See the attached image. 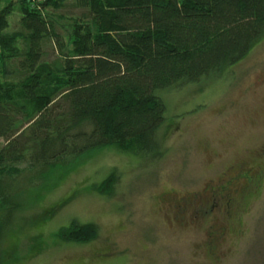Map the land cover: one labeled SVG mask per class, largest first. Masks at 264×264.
Wrapping results in <instances>:
<instances>
[{
  "label": "rangeland",
  "instance_id": "1",
  "mask_svg": "<svg viewBox=\"0 0 264 264\" xmlns=\"http://www.w3.org/2000/svg\"><path fill=\"white\" fill-rule=\"evenodd\" d=\"M59 1L61 9H36L68 44L82 10L75 0ZM24 6L23 0L0 1L7 21L0 31L2 55L25 44ZM46 54L43 85L56 89L64 66L57 52ZM5 79L21 78L7 72ZM163 98L161 155L132 145L103 148L41 190L24 169L5 177L0 264H264V181L255 193L232 188L238 203L228 211L217 196H227L221 187L229 177L264 175V38L221 76ZM107 177L114 182L112 194L104 187ZM203 206L213 210L204 215ZM78 222L96 227L90 241L58 236Z\"/></svg>",
  "mask_w": 264,
  "mask_h": 264
},
{
  "label": "trees",
  "instance_id": "2",
  "mask_svg": "<svg viewBox=\"0 0 264 264\" xmlns=\"http://www.w3.org/2000/svg\"><path fill=\"white\" fill-rule=\"evenodd\" d=\"M34 1L23 0L24 46L0 54V197L5 177L19 169L41 190L103 148L132 145L161 155L163 94L221 76L264 38V0H75L82 12L69 47L36 9H61L63 2ZM49 50L64 66L56 89L42 81ZM7 72L21 79L7 81ZM111 177L102 184L112 194ZM203 207L204 215L213 210ZM95 230L78 222L58 236L85 243Z\"/></svg>",
  "mask_w": 264,
  "mask_h": 264
},
{
  "label": "flooded vegetation",
  "instance_id": "3",
  "mask_svg": "<svg viewBox=\"0 0 264 264\" xmlns=\"http://www.w3.org/2000/svg\"><path fill=\"white\" fill-rule=\"evenodd\" d=\"M241 174H242L241 177H239V175H237L236 177H234V176L229 177V181L226 183L227 185L224 184L221 187V190L225 191L227 196L224 197V194L223 193L221 194V192H219L217 194V196L218 197L220 196L219 198L224 202L223 206L225 207L226 210H230V208L235 206V205L232 206V204L238 203V200H236L237 198H233L234 193L237 191H233L234 193L232 194V188H234L238 185L239 187L237 189H239V190L245 189L248 192L247 194H249V193H252L253 190L256 191L258 189V187L260 186V184H262V182L264 181V175L262 177H260V179H258L259 176L257 178H254L253 175L252 176L247 175L248 174L247 171H246L245 176H244V174H245L244 172H241ZM239 179H242L243 181H247V184H245V186H242V185L240 186V184L237 182V181H239ZM223 202H221V204H223Z\"/></svg>",
  "mask_w": 264,
  "mask_h": 264
}]
</instances>
